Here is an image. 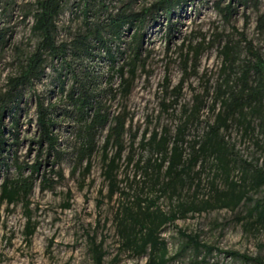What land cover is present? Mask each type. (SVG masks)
<instances>
[{
	"label": "trees",
	"instance_id": "16d2710c",
	"mask_svg": "<svg viewBox=\"0 0 264 264\" xmlns=\"http://www.w3.org/2000/svg\"><path fill=\"white\" fill-rule=\"evenodd\" d=\"M195 3L210 6L234 35L184 38L179 83L167 78L157 115L136 122L132 96L153 74L150 31L164 20L169 46L176 17ZM17 8L24 23L32 21L34 46L13 47L17 71L0 88V205L9 214L21 208L27 243L39 227L36 190L56 193L73 181L84 191L95 185L94 171L102 180L97 208L116 204L103 223L105 229L111 223L116 254L108 259L109 237L95 231L87 241L90 264H119L123 257L171 264L190 252L197 257L190 264H207L216 249L201 235L180 230L174 255L164 237L179 221L207 213H232L246 232L264 233V52L235 27L238 16L248 26L255 15L256 32L264 36L262 0H30L20 7L0 0L1 21L10 22ZM11 38V27L0 26V62ZM209 49L219 59L213 77L201 73ZM32 109L37 155L27 161L20 155L21 119ZM164 116H175L171 125H161ZM237 142H248L250 159ZM61 194V208L70 210L72 190ZM263 252L264 242L255 257L226 254L264 264Z\"/></svg>",
	"mask_w": 264,
	"mask_h": 264
},
{
	"label": "rangeland",
	"instance_id": "374dc122",
	"mask_svg": "<svg viewBox=\"0 0 264 264\" xmlns=\"http://www.w3.org/2000/svg\"><path fill=\"white\" fill-rule=\"evenodd\" d=\"M30 0H17L18 7ZM155 0H147L152 3ZM214 1V0H211ZM264 11V0H262ZM196 7H200V13ZM240 10V14L242 13ZM179 26L177 36L168 46L166 33L167 27L164 20L160 21L152 28L148 37L147 46L155 53L151 62L152 76L140 81L138 89L132 96L130 109L136 114L135 121L144 123L149 115H157L159 102L162 97V87L167 78L171 79L175 86L181 79V70L179 67L180 52L179 46L184 38L196 41L197 32L205 33L208 41L216 32H225L234 35L232 26L224 25L222 19L207 5L197 3L189 6L185 13L176 17ZM7 21V22H6ZM9 23V24H8ZM32 21L23 22V17L19 8L13 12L10 22L5 19L1 21V27H11L12 40L11 46L7 49L3 60L0 62V88L4 87L9 76L17 71L15 51L13 47H19L25 51L32 50L34 42L30 41V26ZM236 30L245 32L249 40L254 41L255 45L261 47L264 52V36L256 32V16H251V22L245 25L244 19L237 17ZM196 42L193 44L195 45ZM189 44V43H187ZM219 65L218 53L216 49H209L201 60V73H207L208 77H213L217 72ZM193 86L198 85L194 79L191 80ZM41 91L42 88L39 87ZM183 102L191 99L189 91L185 90ZM34 107V105L32 106ZM34 109L31 110L28 117L22 116L21 119V137L24 139L20 155L24 160L34 161L37 155V147L31 142L34 140L36 125L30 124V119H34ZM175 116H164L161 125H171ZM155 123L152 125L154 127ZM237 150L250 159L253 152L248 149L246 144L237 142ZM258 157V156H257ZM264 158L261 157V163ZM93 179L95 185L87 187L80 191L73 181H70L67 187H59L56 193L41 194L39 189L33 196V209L38 208L36 221L39 223L37 232L33 238L32 244L26 242L23 236L25 225L21 208H18L14 214H9L5 206L0 205V264H90V256L87 247L88 236L93 235L95 231L102 237H109L107 246L109 249L110 260L116 254L114 235L111 223L107 229L103 228L105 218L112 216L115 207L106 205L102 210L97 208L99 199L98 190L102 184L100 173L94 171ZM70 188L73 192L72 208L63 210L61 208L64 195ZM260 197V195L258 196ZM114 207V210H113ZM101 220V224L99 221ZM100 225V226H99ZM185 231L188 234L201 235V241L210 247L216 249L211 256L207 258V264H247L240 259L231 258L227 252H239L251 257L260 253V245L264 242V233L252 234L246 232L242 226L236 223L235 215L226 211L203 214L187 221H179L177 227H170L164 234L169 242L171 255H174L182 243L179 231ZM264 255V252H263ZM205 256L203 252L198 259ZM196 255L193 252L186 257L174 261L171 264H190ZM146 258L130 259L123 257L119 264H146Z\"/></svg>",
	"mask_w": 264,
	"mask_h": 264
}]
</instances>
